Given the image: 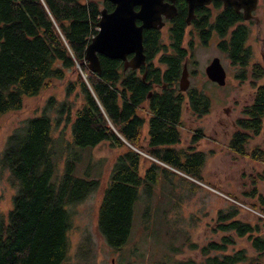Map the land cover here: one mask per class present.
I'll use <instances>...</instances> for the list:
<instances>
[{"label":"trees","instance_id":"16d2710c","mask_svg":"<svg viewBox=\"0 0 264 264\" xmlns=\"http://www.w3.org/2000/svg\"><path fill=\"white\" fill-rule=\"evenodd\" d=\"M214 5L221 7L219 0ZM185 7L182 0L177 3L178 16L170 21L166 34L161 30L143 32L146 64L139 71H124L121 61L99 56L101 73L97 75L86 65H77L98 33L101 11L111 12L112 4L105 0H0V117L21 110L25 97H35L53 81L64 80L67 70H75L76 75L69 90L78 87L83 100L72 113L73 121L70 105L58 111L56 126L66 113L64 121L70 120L72 136L58 153L54 151V126L46 114L25 120L8 136L0 169L8 172L17 194L12 210L0 218V264H63L73 224L69 208L84 202L100 186L98 179H91L90 170L85 172L87 179L74 173L83 161V151L102 143L121 150L97 208L98 231L114 252L123 251L131 239L137 205L142 202L140 229L148 233L150 217L166 219L167 210L161 208L167 206L168 186L173 188V180L184 181L195 191L197 186L177 173L202 181L207 154L195 146L204 135L197 129L187 147L177 148L181 117L184 105L194 116L202 117L209 113L210 104L198 90L182 93L177 86L192 46L191 42L183 46ZM197 14L194 28L199 41L206 45L216 35L218 50L227 53L232 65L239 68L237 79L250 77L257 82L264 77V68L251 62L252 53L245 46L247 29L244 25L234 28L242 22L240 16L225 9L211 18V8ZM163 34L168 37L166 44ZM156 58L159 66L154 63ZM235 126L228 143L231 159L248 158L264 164V85L255 88L252 103L242 108ZM258 136L262 144L247 150L252 138ZM55 156L63 160V173L53 182ZM256 176L250 177L252 189L246 195L257 201L251 205L253 209L264 206V197L256 189L264 175ZM240 209L230 204L216 213L211 231L225 234L218 242L201 246L172 243L160 264H262L264 234L258 225L238 219ZM260 212L264 215V208ZM235 238H247L255 256H248L243 249L234 252ZM184 247L199 251L203 260H177Z\"/></svg>","mask_w":264,"mask_h":264},{"label":"rangeland","instance_id":"374dc122","mask_svg":"<svg viewBox=\"0 0 264 264\" xmlns=\"http://www.w3.org/2000/svg\"><path fill=\"white\" fill-rule=\"evenodd\" d=\"M255 19L257 23L255 25L251 23L248 26L250 33L246 46L252 52L251 62L261 64L264 68V0H258ZM166 30V27L162 29L164 34ZM186 33L183 46H187L190 39L193 45L191 66L188 68V64H185L186 70L191 71V75L187 73L188 87L183 91L190 87L198 90L209 100L210 107L207 115L196 117L190 112L188 106H183L181 142L177 148L187 147L195 130L200 129L203 132L204 136L195 146L196 150L207 154L202 181L192 180L184 174L177 173L198 188L194 187L195 191L191 192V186H187L184 181L173 180V188L168 186L170 190L167 206L161 208L167 210L166 219L160 215L150 217L148 233H142L140 229L142 202L137 205L131 239L123 251L114 252L98 231L97 208L103 190L109 183L114 161L121 150L112 149L108 144L102 143L94 149L83 151L81 154L83 161L78 163L74 174L87 179L85 172L90 170L91 179H98L100 186L84 202L69 208L73 224L68 233L69 251L63 264H160L161 257L168 251L167 246L172 243L192 242L201 246L209 241L218 242L225 234H214L211 231L215 226L216 213L219 210H226L230 204L241 208L238 214L239 220L258 225L264 234V215L260 212L264 206L253 209L251 205H257V201L250 200L246 196L252 189L250 177L264 175V164L256 163L248 158L232 160L233 154L228 149L229 140L237 130L235 121L241 116L242 108L252 103L255 88L264 85V77L257 82L250 77L246 81L237 79L239 68L232 65L226 55L218 50L216 35L212 36L208 44L203 45L192 31L191 35L189 29ZM162 41L165 44L168 43V37L162 35ZM213 58H219L226 72V82L223 87L210 82L205 75V68ZM154 63L159 66L157 58ZM65 73L64 80L53 81L50 88L40 91L35 97H25L21 110L0 117V158L7 138L13 130L19 128L25 120L41 114L50 117L54 126L52 137L56 153L61 151L64 141H70L71 123L70 120L64 121L66 113L62 115L59 125L56 126L55 120L60 117L58 112L60 108L64 106L66 109L70 105L73 121L74 111L83 100L78 87L69 90V82L75 81V70H67ZM141 115L148 118V115L144 113ZM146 129L145 126L144 134L147 132ZM261 144V136L253 137L246 148L249 150ZM76 152H79V149ZM144 157L152 160L146 155ZM54 161L56 168L52 181L56 182L63 173V160L55 156ZM256 189L264 197V179L257 181ZM160 190L161 186L155 189L154 199ZM16 194L17 189L9 180L8 172H2L0 169V218L7 216L12 210V200ZM235 240L234 252L243 249L248 256H255L256 253L247 238H235ZM176 258L177 260L193 259L196 262L203 260L199 251L191 252L187 247H184V252Z\"/></svg>","mask_w":264,"mask_h":264},{"label":"water","instance_id":"95a60500","mask_svg":"<svg viewBox=\"0 0 264 264\" xmlns=\"http://www.w3.org/2000/svg\"><path fill=\"white\" fill-rule=\"evenodd\" d=\"M114 6L113 11H101L97 23L98 33L90 40L85 58L78 65H86L89 72L99 75L101 66L99 56L111 60H119L124 71L139 70L146 62L143 47L144 30H161L165 20H171L177 15L176 0H105ZM187 4L186 23L194 18L197 7L210 4L211 0H184ZM224 7H231L236 13L242 11L243 20L253 19L258 0H220ZM137 8V9H136ZM137 21L140 25L137 24ZM130 56V58H129ZM207 79L223 87L226 82V72L219 60L213 58L205 68ZM185 65L180 79V89L188 87ZM145 155V154H142Z\"/></svg>","mask_w":264,"mask_h":264},{"label":"flooded vegetation","instance_id":"af4514ba","mask_svg":"<svg viewBox=\"0 0 264 264\" xmlns=\"http://www.w3.org/2000/svg\"><path fill=\"white\" fill-rule=\"evenodd\" d=\"M166 1V0H165ZM181 0H176V2H175V6H176V8H177V3H179ZM183 1V3H184V5L186 6L185 7V11H186V14H185V18H186V15H187V11H188V8H187V4H186V2L184 1V0H182ZM220 1V0H219ZM220 3H221V1H220ZM215 0H211V2H210V4H208V5H204V6H201V7H197V8H195V10H194V18H192L191 20H190V22H189V24H187L186 23V20H185V24H186V30L187 29H189V34L191 35V31L193 32V34H195V35H198V33L196 32V30H195V28H194V24H195V20H197V18H198V14H197V11L199 12V10L200 9H203V8H205V9H208V8H211V18H213V17H215L217 14H219L220 12H222V11H225V9H230V10H232L236 15H238V16H240L241 17V19H242V22H239L237 25H235L234 26V28H237V27H239V26H241V27H243V25L245 26V28L247 29V32H248V35H247V37H249V33H250V31H249V29H248V26L251 24V23H253L254 25L257 23V21H256V19H255V13H256V11H257V7H258V3H257V7H256V10L252 13V15H253V19H251V20H247V21H245V20H243V13H242V11H239L238 13H236L235 11H234V9L233 8H231V7H224L223 6V3H221V7H219V8H215ZM114 7V6H113ZM114 9V8H113ZM137 9V8H136ZM113 11V10H112ZM178 16V9H177V15L175 16V17H173L171 20H173L174 18H176ZM171 20H165L164 21V27H166L167 29L169 28V25H170V21ZM137 24L138 25H140V23L137 21ZM163 27V28H164ZM162 28V29H163ZM162 29H161V31H162ZM150 30H152V29H150ZM145 31V30H144ZM143 31V32H144ZM159 31V30H158ZM166 32H167V30H166ZM162 33H163V31H162ZM164 35V34H163ZM212 38V37H211ZM224 40H226V38H224ZM189 42H191L192 43V41H191V39L188 41V43ZM218 42H219V39H218ZM218 42H217V46H218ZM247 42V41H246ZM209 43V42H208ZM208 43H206V44H208ZM193 45V44H192ZM245 46H246V43H245ZM247 47V46H246ZM188 51H189V53H188V63L186 62V63H184V65L185 64H188V68H189V66H191V62H192V46L190 47V50L188 49ZM250 51H251V49H250ZM252 53V52H251ZM144 54H145V52H144ZM222 54H224V55H226V57L228 58V56H227V53H222ZM146 56V55H145ZM129 58H130V56H129ZM252 61V60H251ZM231 62V61H230ZM145 64H146V62H145ZM144 64V65H145ZM232 64V63H231ZM143 65V66H144ZM142 66V67H143ZM141 67V68H142ZM140 68V69H141ZM139 69V70H140ZM130 70V69H129ZM139 70H137V71H139ZM188 70H190V69H188ZM187 73H189V75H191V71H187ZM195 73V72H194ZM181 75H182V73H181ZM181 75H180V78H179V80H178V89L180 90V92H182V93H186L187 91H190V90H193V89H191V87L189 88V89H187L186 91H181V89H180V79H181ZM188 76V75H187ZM195 90V89H194Z\"/></svg>","mask_w":264,"mask_h":264}]
</instances>
